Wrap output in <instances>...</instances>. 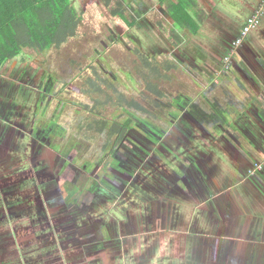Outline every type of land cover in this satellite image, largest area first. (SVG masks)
<instances>
[{
  "label": "crops",
  "instance_id": "crops-1",
  "mask_svg": "<svg viewBox=\"0 0 264 264\" xmlns=\"http://www.w3.org/2000/svg\"><path fill=\"white\" fill-rule=\"evenodd\" d=\"M203 1L209 3V0H194V11H199L204 18L208 10ZM232 1L211 0L214 5L223 3L227 10H235L237 16L246 18L264 3V0H246L250 5H245L239 0L243 6L236 8ZM262 15L259 25L250 31L247 47L227 50V44L214 38L204 46H195L187 59V76L192 83L184 79L179 93L184 98L182 112L189 119L185 123L189 137L185 141L176 138L170 142L176 147L170 155L175 164V158L183 151V158L196 161L200 169L196 172L202 174L193 179L192 186L184 182L181 188L177 186L178 190L159 187L149 192L151 198L161 203L153 213L154 232L150 231L153 235L148 254H140L138 250L141 241L135 239L140 233L135 227L137 221L128 226L115 225L118 235L112 237L106 224H96L88 217V207L78 205L80 215L71 216L68 211L72 210L71 206L63 205L51 211L50 206L44 205L41 220H30L36 213L28 207L26 213L16 215L3 210L0 264H9L8 244L14 238L28 244L22 253L27 257L23 258V264H225L231 256L232 261L226 264H260L259 260H264ZM189 36L190 39L192 35ZM229 56L230 61L226 60ZM179 93L176 91L174 98ZM195 123L203 126L199 132L204 136L194 137L192 124ZM172 130L177 131V128ZM256 162L261 163V169H252ZM138 205L141 208L132 212L131 219L141 218L138 212L143 211L144 205ZM124 220L121 219L122 224ZM124 222L126 224L127 220ZM169 233L174 236L167 235ZM156 234L163 235L158 238L161 242L155 243L157 238L153 240ZM46 243H50L47 245L54 248V252ZM35 244L44 254L31 252ZM254 244H261L262 250L254 249ZM42 257L53 260L44 262ZM36 259L40 262H33Z\"/></svg>",
  "mask_w": 264,
  "mask_h": 264
},
{
  "label": "flooded vegetation",
  "instance_id": "flooded-vegetation-1",
  "mask_svg": "<svg viewBox=\"0 0 264 264\" xmlns=\"http://www.w3.org/2000/svg\"><path fill=\"white\" fill-rule=\"evenodd\" d=\"M127 1L130 2V0ZM146 1L148 5L145 6L148 11L155 9L161 15L166 14L155 0ZM95 4L100 8L97 1ZM131 5L133 6L132 3ZM134 8L143 14L138 22L144 25L142 20L146 17V12L141 7L134 6ZM83 10L85 12L86 9L83 8ZM207 13V19L200 24L199 32L207 27L209 34L215 36L214 40L217 38L220 42L227 44V50L247 47L250 32L241 37V31L248 18L237 16L235 10H231L225 13V18L228 19L226 26L222 25L216 16ZM167 17L166 22L163 21L164 25L167 29L173 28L172 21L168 15ZM146 24L157 31L153 23ZM131 34L130 30L119 31V34L115 32L114 39L115 42L118 40L134 56L133 51L142 52V49L140 44L137 46L136 36L133 37ZM129 35L130 40L126 38ZM123 36L129 42L130 47L124 43ZM163 38L168 44L166 53H170L168 55L172 56L177 66L182 65L184 60L176 53L179 48H175L169 42L168 34H165ZM105 46L107 49L108 46ZM146 48L151 49L152 46L147 44ZM43 53L45 52H41ZM229 58L231 56L226 60L230 61ZM96 63L93 59L87 58V63L69 75V83H60L58 69L47 68L46 62L36 65L23 64L24 67L19 76L16 78L11 76L16 80L10 82L15 84L23 78L29 86H33V88H27L26 94L30 92L29 99L22 107L18 106L15 100L8 101L5 96L8 90V78L0 77V197L5 204L4 208L0 207V216L3 210L12 215L26 213L25 209L28 207L36 213L35 217H38H29V219L41 220L40 214H42L41 210L44 205L48 208L50 206L51 211L63 205L71 206L72 210H68L71 216L80 215L77 212L78 205L88 207V217L93 218L96 224L99 222L106 224L112 231V237L118 235L115 231L117 225L128 226L137 221L135 227L137 226L140 233L135 235L137 237L135 239L141 241L138 250L140 254H148L152 243L150 239L153 235L150 231L154 229L153 213L157 212V204L161 202L156 200L150 202L146 199V206L142 207L143 211L138 212L139 216L141 214L139 220L138 218L131 219V214L135 209L141 208V205H138L142 204L138 202L140 192L143 194L153 192L159 187L178 190V183L175 181L179 178L184 182H189L190 186L193 185L190 177L191 170L181 171L180 166L173 169L172 162L167 160V155L174 150L170 142L175 141L176 138L185 141L189 137V130L186 126L189 119L183 114V108L175 104L176 113L175 108L171 107L176 91L171 95L173 98L171 100V97L169 98L168 105L160 108L146 105L143 109V98L139 90L134 88L136 81L132 84L126 72L122 73L123 78H121L112 71L106 60H101L100 64L97 63L99 72L97 74L103 79L100 87L105 93L114 97L124 94L140 106L123 107L117 111L109 106L106 107L103 115L107 122L103 123L104 132L100 134L97 132L99 126L94 114L96 98L99 95L85 91L89 88L88 79L94 78ZM186 63H188L187 59ZM74 66L77 65L71 63L70 67ZM72 81H79V86L77 87ZM105 81L108 86L104 84ZM125 81L133 86L134 94L127 91L128 86L123 84ZM118 83L126 89V93L117 89ZM179 95L182 94L179 93ZM15 97L17 95L13 98ZM165 107L164 111L159 110ZM152 109L154 112L168 113L165 119H160L162 126L168 129H164L155 122ZM70 115L71 118L68 117ZM63 117L76 119V126L71 129L79 133L83 132V140L78 139L75 134L72 141H69V138L64 145L61 144L60 138L66 130L61 124L64 122ZM192 125L197 130L195 138L198 134L204 136L199 132V130L202 131L201 124ZM109 128L121 132V138L118 139V134L114 133L112 138L108 139ZM173 128H177V131H173ZM58 130H61L59 135H57ZM101 135L103 139L99 140L98 137ZM80 141L85 142L86 146ZM180 148L185 149L183 146ZM180 152L183 153V151ZM71 186H75V189ZM82 191H85L83 195ZM64 198L69 202L71 199V202L66 203ZM124 218L127 220L126 224L125 220L123 224L121 223V219ZM126 242L128 246V240ZM130 249L132 251L131 246ZM229 260L232 261V256L231 259L229 257L225 260V264ZM263 261L259 260L260 264Z\"/></svg>",
  "mask_w": 264,
  "mask_h": 264
},
{
  "label": "trees",
  "instance_id": "trees-1",
  "mask_svg": "<svg viewBox=\"0 0 264 264\" xmlns=\"http://www.w3.org/2000/svg\"><path fill=\"white\" fill-rule=\"evenodd\" d=\"M95 1L98 2L101 10L106 12L108 19L120 20L125 29L131 31L133 37L137 36L141 29H144L138 22L143 14L139 10H135L127 0ZM155 1L169 16L173 28L167 29L164 23L162 24V21L158 20L154 24L157 32H151L153 35L168 34L169 42L175 48H180L186 46L189 35L195 36L200 33V24L207 19L208 13L203 18L199 11H194V0ZM203 4L207 7L205 1ZM83 8V0H76V2L75 0H0V67L7 62L16 60L25 51L46 52L53 50L58 52L65 44L79 39V27L84 14ZM135 22H137L136 26H134ZM116 33L119 34V32ZM103 48H106L105 44H103ZM97 52L94 50L95 54ZM133 55L132 70L124 73L132 84H135L138 79L140 80L142 89H139V92L143 98V109L146 105L156 108L166 106L171 95L165 93L161 86L166 84L167 87L170 80L169 74L175 73L178 68L177 63L169 55L160 58L157 55L138 50L133 51ZM76 61L78 58H75L71 63L78 65ZM95 65L94 78L88 79L89 88L85 91L89 94L99 95L96 98L94 114L96 115L95 121L99 126L97 132L101 134L105 127L103 123L107 122L103 115L106 112V107L109 106L117 111L123 107L132 108L140 106V104L137 105L133 99H128L124 94L114 97L105 93L104 89L100 87L103 79L97 74L99 73L97 63ZM104 84L108 86L106 81ZM178 91L181 92V90ZM181 96H175L172 101L176 106L183 108L184 98ZM171 107L175 108V105H171ZM174 110L177 113V109ZM111 126L114 127V125ZM114 133L118 134V139L121 138V132L109 128L108 139L112 138ZM71 188L75 189V186H71Z\"/></svg>",
  "mask_w": 264,
  "mask_h": 264
},
{
  "label": "rangeland",
  "instance_id": "rangeland-1",
  "mask_svg": "<svg viewBox=\"0 0 264 264\" xmlns=\"http://www.w3.org/2000/svg\"><path fill=\"white\" fill-rule=\"evenodd\" d=\"M93 1L94 0H84V4H85L84 8L86 10L83 14V21L81 22L80 27H79L80 28L79 29V33H80L79 39H74L73 41L65 44L58 52H55L53 50H48L45 53L41 54V52H38L37 50L25 51L19 58H17L16 60H13V62H11V61L7 62L5 65L0 67V77H7L8 78V80H7L8 90L5 93V96H7L8 101L11 102V101L15 100V103L18 106L22 107L24 104L27 103V100L29 99V93L30 92L28 94H26V91H27V88H29V87L33 88V86H29L28 82L23 80V78L20 79L15 84L10 83L11 80H16V79H13V77H11V76H14L15 78L17 76H19L20 72L22 71V69L24 67L23 64H26V63L36 65L39 63L46 62L45 65H47V68L51 67V69L53 70L55 67L59 71V82L60 83H69L68 82L69 75H72L73 73H75V71H78L77 70L78 68H81L82 65L87 63V58L95 59L94 62L95 63L97 62L98 64L101 63V60H106L107 63H109L110 68H112V71L115 74H117L118 76H120L121 78H123V75H122L123 72H131V70H132L131 67L133 64L132 59L134 57L132 56V54L129 53V51L127 50L126 47H124L119 42H117L118 40L115 42V39H114L115 32H119V31L124 32V31H128V29H125V27L123 26V23L120 20L108 19L109 17L106 14V12L104 10H101L95 4V1L94 2ZM243 1L245 2V5H247V4L250 5V2H248L246 0H243ZM75 2H76V0H75ZM130 2L133 4V6H135L137 8L141 7L144 9V12H146V17L142 20L144 25L140 24L144 29H141L140 33H138V31H137L138 35L136 36V39L138 40V45L137 44L136 45L139 46V44H140L142 52L147 53V54L157 55V57H160V58L165 57L168 54H170V53H168V54L166 53V52H168L167 51L168 44L164 40V38L162 37V36H164V33H162V36L161 35L160 36L153 35L151 32H157V31L151 29L149 27V24L147 27V24H146V23L155 24L156 20L157 21L161 20L162 24H163V21L165 23L166 22L165 20L168 18L167 15L166 14L161 15L155 9L148 11V9L145 6L146 4L148 5L146 0H130ZM232 4L236 8L243 6V4L240 3L239 0H233ZM227 8L228 7L225 6L223 3H219L217 5H214L211 2V0H209V3L207 4L208 12L213 14L214 16H216L220 20V22H222V25H226V26H227L228 19L225 18V13L230 11V9L227 10ZM145 9H147V11ZM219 9H222V11L220 12ZM263 14H264V10H263ZM136 24H137V22H135L134 26H136ZM115 27L117 28V30L115 29ZM206 28H202L200 31H203ZM126 38L128 40H130V35L128 37L126 36ZM209 38H210V40H209ZM214 38H215V36L209 34V32H207V33L202 32V33H199L195 36L192 35L191 38L189 40H187L188 43H186L185 47H180L179 49L176 50L177 51L176 53L178 54L179 57H181L184 60V62L182 65H178V68L176 69L175 73L172 72V74H169L170 80L167 83V87H166V84L161 86L162 90L165 93L167 92V93L172 94L173 92H175L177 90L182 91L183 80L184 79L188 80V78H189V76H187V73H189V66L186 63V59L189 58L188 56H190V53L192 52V50L195 51V49H194L195 46H197V47H199L200 45L204 46L205 44H208L211 41V39L213 40ZM123 39H124V43H126L127 46L130 47V45L128 44L129 42L125 39L124 36H123ZM103 44L107 45L108 48L107 49L103 48ZM147 44L152 46V48L147 49L146 48ZM94 50L98 51L97 54L94 53ZM184 52H186V54ZM75 58H78V65L74 66V67H70L71 61H73ZM70 59H71V61H70ZM96 59H99V60L97 61ZM66 61H67V63H66ZM69 61H70V65H69ZM103 65H105V64L103 63ZM60 69L62 70L61 72H60ZM118 71H120V72L118 73ZM134 77H135V75H134ZM110 79H112V78H110ZM188 82L192 83L189 80H188ZM72 83H75V85L77 87L80 84L79 81L78 82L72 81ZM123 84L128 86L127 91L132 92V94H134V88H136L137 90L142 89L139 79H138V81H136V85H134V88L128 81H125ZM117 89L119 91H123L124 93H126L125 92L126 89H124L119 83H118ZM7 93H9V95ZM11 93H12V96H11ZM15 95H17V97L13 98ZM171 97H173V96H171ZM169 108H171V107H169ZM165 109H166V107L159 109V110L164 111ZM168 110H170V109H168ZM151 112L154 113V115H155V117H154L155 122H157V124L160 125L161 127H164V129L165 128L168 129V127H166L164 125L162 126V121L160 120V119H165V117L168 113H165L162 111L154 112V109H152ZM68 117L71 118V115ZM73 117H74V115H73ZM77 120H78V118H77ZM63 121L64 122H61V124L63 125V127H65L66 130L64 131L62 138H60L62 145H64L68 141L69 138H70L69 141H72L73 140L72 137L75 134L77 135L78 139L83 140L82 139V138H84V135L82 134L83 132L79 133V132L75 131V129L74 130L71 129V128H74L76 126V119H74V118L69 119V118L63 117ZM190 127H192V126H190ZM192 131H193V134H195V132H197V130L194 127H192ZM58 132L59 133L57 135H59L61 133V130H58ZM98 139L102 140L103 136L102 135L99 136ZM80 142H82V144L84 146H86L85 142H83V141H80ZM83 148H85V147H83ZM174 150H176V147H174ZM179 154H180L179 157L184 155L181 152H179ZM178 158H175L176 163L174 164L173 163L174 160H172L173 159L172 155H170V154L167 155V160L172 162L173 169H177V167L180 166L179 168L181 169V171L183 169L191 170L190 171V177H191L192 182L196 176H199L202 174V173H199L198 171L196 172V170H200L199 165L197 164L196 161L193 162L190 159L187 160L184 158H181V160H180ZM176 183H178V187L181 188L183 186L184 181H183V179L179 178L176 181ZM83 193H85V191L81 192L82 195H83ZM147 193L148 194L144 193L143 196H142L143 192L139 193L140 200L138 202L143 203L144 207L146 206V199L149 200L150 202H153V200H154L153 198H151V196H149V192H147ZM160 193H162V192H158V194H160ZM64 201H66V203H70L69 200L68 201L66 200V198H64ZM0 204H1L2 208L5 207L4 200H0ZM167 235L174 236L171 233H169ZM19 237H21V236L19 235ZM162 237H163L162 234H160V235L156 234L153 236V240H155L157 238L155 243L157 241L161 242L158 238H162ZM18 241H20V239L14 238L13 240L11 239L10 243L8 244V245H10V247L8 249V254H9V256H11V257H9V264H23V262H24L23 258H27L26 254L22 255V253L25 252L28 244L27 243L24 244V242L20 243ZM47 244H50V243H46L45 246H47L50 251L54 252V248H51ZM260 245L261 244H254V249L262 250ZM39 247L40 246H38V244H35V246L31 248V252L38 251L39 255L41 256V254H44V253H40ZM11 248H13V253H11ZM46 255H51V254L47 253ZM42 260L44 262L45 261L47 262V261L53 260V258L46 259V257H44ZM26 262L29 263L30 260H27ZM33 262L39 263L40 261L36 259Z\"/></svg>",
  "mask_w": 264,
  "mask_h": 264
},
{
  "label": "built area",
  "instance_id": "built-area-1",
  "mask_svg": "<svg viewBox=\"0 0 264 264\" xmlns=\"http://www.w3.org/2000/svg\"><path fill=\"white\" fill-rule=\"evenodd\" d=\"M264 10V3L260 4V6L257 8V10L255 11V13L250 16L247 21L245 22L242 31H241V37H244L248 32H250L253 28H255L259 22V19L261 18V15L263 13ZM239 41H237L238 43ZM264 164V161H263ZM262 168L261 163L260 164H256L254 167V170H259ZM254 170L252 171L254 173Z\"/></svg>",
  "mask_w": 264,
  "mask_h": 264
},
{
  "label": "water",
  "instance_id": "water-1",
  "mask_svg": "<svg viewBox=\"0 0 264 264\" xmlns=\"http://www.w3.org/2000/svg\"><path fill=\"white\" fill-rule=\"evenodd\" d=\"M263 158H264V157H263ZM256 164H258V162H256L254 165H256ZM253 168H254V166H252V169H253ZM252 169H251V170H252ZM251 170H250V171H251Z\"/></svg>",
  "mask_w": 264,
  "mask_h": 264
}]
</instances>
